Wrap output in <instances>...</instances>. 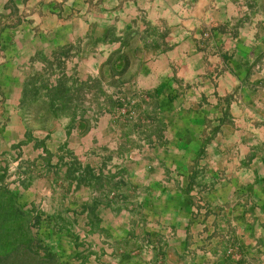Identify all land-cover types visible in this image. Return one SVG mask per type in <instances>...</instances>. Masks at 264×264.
<instances>
[{
	"label": "crops",
	"instance_id": "crops-1",
	"mask_svg": "<svg viewBox=\"0 0 264 264\" xmlns=\"http://www.w3.org/2000/svg\"><path fill=\"white\" fill-rule=\"evenodd\" d=\"M36 57L147 95L152 118L37 127L20 109ZM14 149L44 167L9 188L60 264H264V0H0V155Z\"/></svg>",
	"mask_w": 264,
	"mask_h": 264
},
{
	"label": "trees",
	"instance_id": "trees-1",
	"mask_svg": "<svg viewBox=\"0 0 264 264\" xmlns=\"http://www.w3.org/2000/svg\"><path fill=\"white\" fill-rule=\"evenodd\" d=\"M63 50L60 49L55 56L60 55L61 58H66L67 54ZM57 60L55 67L60 70L61 75L55 81L51 80V77L57 76L54 74V64L47 61V68L41 73L28 76L25 81L20 109L33 122L44 123L67 118L73 123L78 118H82L89 109H95L97 113L113 112L117 111L120 105L131 106L134 99H124V102L120 98L114 99L102 90L95 79L79 81L74 77H68L63 72L62 60ZM125 69L126 66L119 75H122ZM46 74L47 78H45ZM100 97L104 98L102 102L98 101ZM147 97L143 95L137 98L138 102L132 106L143 103L154 112L156 103H145ZM131 111L137 116L136 118L124 117L126 122L140 124L142 117L152 118L147 112L144 113L145 115H138V110L131 108ZM77 171L79 172L80 168L76 162H73L68 168L66 177L70 182L76 181L78 186L79 183H84V179L74 176ZM1 172L3 170H0ZM82 172L84 177L93 178L88 169ZM41 220L42 214L34 207L28 209L23 206L18 194L9 188L3 175H0V264H60L57 251L39 234Z\"/></svg>",
	"mask_w": 264,
	"mask_h": 264
},
{
	"label": "rangeland",
	"instance_id": "rangeland-1",
	"mask_svg": "<svg viewBox=\"0 0 264 264\" xmlns=\"http://www.w3.org/2000/svg\"><path fill=\"white\" fill-rule=\"evenodd\" d=\"M36 60L37 62H39L41 64V70L36 72H32L29 76H32L36 73H41L42 70H44L45 68H47V60L45 58H39V57H36ZM60 60V59H59ZM57 58L56 59H53L51 61H49L51 64H54L53 67L54 69L56 68L57 70V73H54L56 74L57 76L56 77H51V80L52 81H55L58 76H60V70L57 69V67H55V65L57 64ZM63 61V60H62ZM69 76V75H68ZM48 75L46 74L45 75V78H47ZM118 98V97H117ZM120 98V97H119ZM122 100H124L125 98H120ZM146 99V98H145ZM133 104L138 102V100H133L132 101ZM133 108V109H142L140 108L139 106H131L130 109ZM23 113V111H22ZM26 116V115H25ZM137 116V115H135ZM116 117H123L119 114L116 113ZM124 118V117H123ZM51 122L52 121H46L44 123H41V122H33L37 127H45V128H48L50 125H51ZM19 160V156L17 155V151L14 149V150H11V152L9 153H3L0 155V170H3V172L0 173V175H3V177L5 178V182L6 184L9 186V183L10 181L14 178V177H17L16 174H19L20 176H24L26 178V180L28 182H31V180L35 177H37V175L41 174L43 171H44V167H42L41 164H37L36 162H29V161H26V162H18ZM17 163V164H16ZM73 162H71L72 164ZM79 173L78 171L74 173V176H76V174ZM33 208V207H32ZM34 209L38 212H40L36 207H34ZM65 212L63 213V211L58 215V218H61L63 219L64 221V225L67 226V225H70L69 222H67L68 220H64L65 218ZM43 216V215H42ZM66 219V218H65ZM40 230V229H39ZM39 234L41 235V237H43L45 239V241L47 242V239L45 237V235L39 231ZM51 236V235H50ZM64 237H62L61 241L62 242H66V237L67 235H63ZM55 239V236L53 237ZM81 238V239H80ZM80 239L81 241L84 240V238L81 236V235H77V240ZM51 240L50 238L48 239V241ZM79 245H80V242H77ZM50 244V243H49Z\"/></svg>",
	"mask_w": 264,
	"mask_h": 264
},
{
	"label": "built area",
	"instance_id": "built-area-1",
	"mask_svg": "<svg viewBox=\"0 0 264 264\" xmlns=\"http://www.w3.org/2000/svg\"><path fill=\"white\" fill-rule=\"evenodd\" d=\"M204 38H207V34H204ZM122 102H124L122 100ZM133 105V102H131V106ZM130 106V107H131ZM130 107H127L125 104L120 105V108L117 109L116 113L123 116V117H134L136 118V113L131 111Z\"/></svg>",
	"mask_w": 264,
	"mask_h": 264
}]
</instances>
